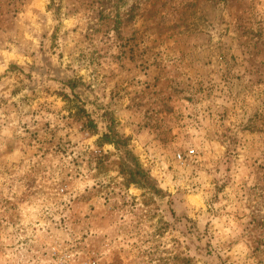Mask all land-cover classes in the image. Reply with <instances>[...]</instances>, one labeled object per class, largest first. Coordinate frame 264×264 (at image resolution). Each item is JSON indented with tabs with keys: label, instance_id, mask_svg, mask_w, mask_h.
Here are the masks:
<instances>
[{
	"label": "clouds",
	"instance_id": "1",
	"mask_svg": "<svg viewBox=\"0 0 264 264\" xmlns=\"http://www.w3.org/2000/svg\"><path fill=\"white\" fill-rule=\"evenodd\" d=\"M0 264H264V0H0Z\"/></svg>",
	"mask_w": 264,
	"mask_h": 264
}]
</instances>
